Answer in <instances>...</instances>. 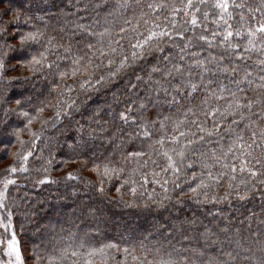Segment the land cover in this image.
I'll use <instances>...</instances> for the list:
<instances>
[{
	"label": "trees",
	"instance_id": "16d2710c",
	"mask_svg": "<svg viewBox=\"0 0 264 264\" xmlns=\"http://www.w3.org/2000/svg\"><path fill=\"white\" fill-rule=\"evenodd\" d=\"M264 264V0H0V264Z\"/></svg>",
	"mask_w": 264,
	"mask_h": 264
},
{
	"label": "rangeland",
	"instance_id": "374dc122",
	"mask_svg": "<svg viewBox=\"0 0 264 264\" xmlns=\"http://www.w3.org/2000/svg\"><path fill=\"white\" fill-rule=\"evenodd\" d=\"M3 264H26L23 251L16 237L3 243Z\"/></svg>",
	"mask_w": 264,
	"mask_h": 264
}]
</instances>
